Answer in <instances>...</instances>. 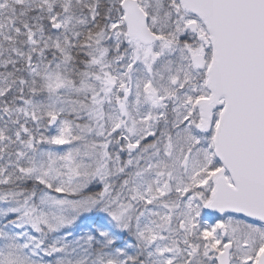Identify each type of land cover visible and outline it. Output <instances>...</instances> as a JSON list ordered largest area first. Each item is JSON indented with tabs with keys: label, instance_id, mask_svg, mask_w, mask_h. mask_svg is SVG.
I'll use <instances>...</instances> for the list:
<instances>
[{
	"label": "snow or ice",
	"instance_id": "obj_1",
	"mask_svg": "<svg viewBox=\"0 0 264 264\" xmlns=\"http://www.w3.org/2000/svg\"><path fill=\"white\" fill-rule=\"evenodd\" d=\"M0 264H264V0H0Z\"/></svg>",
	"mask_w": 264,
	"mask_h": 264
}]
</instances>
